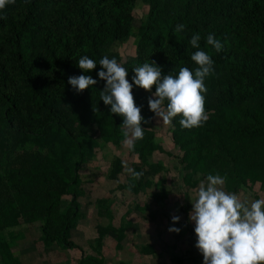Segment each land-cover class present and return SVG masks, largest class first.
<instances>
[{"label":"rangeland","instance_id":"rangeland-1","mask_svg":"<svg viewBox=\"0 0 264 264\" xmlns=\"http://www.w3.org/2000/svg\"><path fill=\"white\" fill-rule=\"evenodd\" d=\"M30 2L35 15L29 17L26 54L43 55L41 38L55 43L71 34L55 24L60 4L15 0L0 10V90L15 102L8 116L19 128L1 125L0 99V264H90L82 258L99 264H200L203 255L195 246V223L189 216L191 201L207 175L219 174L225 179L223 190L241 200L264 199V131L246 136L231 129L247 124L244 108L263 119V98L221 104L231 73L214 63V72L204 81L208 119L187 129L181 128L179 115L165 124L149 109L148 98H156L155 85L146 91L133 84L135 103L142 106L148 123L142 122L144 138L129 150L121 133L124 118L114 121L110 111L96 113L99 108L63 103L56 75L41 60L49 102L65 113L71 132H85V155L71 183L69 167L76 162V148L59 128L45 123L46 112L29 97L12 60L13 30ZM147 9L145 0L132 1L126 37L104 45V56L115 57L119 64L135 57ZM229 22L232 18L218 20L220 26ZM25 128L32 134H22ZM122 161L142 172L141 178L133 181ZM67 191L75 193L78 206L68 233L78 248L42 242L45 217L51 223L68 210ZM170 227L179 228V233Z\"/></svg>","mask_w":264,"mask_h":264},{"label":"trees","instance_id":"trees-1","mask_svg":"<svg viewBox=\"0 0 264 264\" xmlns=\"http://www.w3.org/2000/svg\"><path fill=\"white\" fill-rule=\"evenodd\" d=\"M44 4L56 3L61 9L56 13V26L70 30L55 43L46 38L39 39L43 55L25 53L27 27L31 25L29 17L35 13L32 4H27L23 20L13 30L11 54L14 68L26 84L28 95L37 106L47 114L46 122L55 126L67 136L76 148V162L69 167L70 182L77 177L79 164L85 155L84 135L80 131L69 130L65 113L55 109L48 100L47 82L42 79L40 63L45 62L48 70L56 76L59 85L60 99L73 107L99 108L96 113H109L111 106L100 99V92L105 81L99 79L101 70L99 61L104 57L103 46L110 42L122 41L130 29L129 8L133 0H40ZM148 9L142 29L138 35L135 57L120 63L128 72L127 79L132 81L135 75L133 68L144 63L155 61L163 74L177 75V68H195L191 55L197 51L189 40L192 35L201 36L200 47H205L219 67L231 73V79L224 86L221 104L261 96L264 100V0H145ZM232 18V22L219 25L218 20ZM184 24L182 32H175L176 25ZM231 28V29H230ZM213 34L223 44V49L216 52L206 44L208 34ZM84 55L93 59L95 69L85 72L78 67V59ZM193 70V72H194ZM96 73V75H93ZM90 75L98 78L97 84L89 86L82 92H76L68 83L71 76ZM4 77V75L2 74ZM154 88V86H153ZM2 108V126L13 128L9 113L15 102L0 90ZM247 124L235 125L231 129L239 135L252 136L264 131V101L262 104L263 119H259L247 109L242 110ZM121 117L114 114V121ZM174 123V120H172ZM15 128V127H14ZM19 129V128H15ZM22 134H32L28 128L20 130ZM42 133L43 128L39 130ZM70 194L68 210L59 218L41 225L42 242L55 243L62 248H78L69 239L68 233L73 219L77 215L75 193ZM90 264H99L95 259H83Z\"/></svg>","mask_w":264,"mask_h":264},{"label":"clouds","instance_id":"clouds-1","mask_svg":"<svg viewBox=\"0 0 264 264\" xmlns=\"http://www.w3.org/2000/svg\"><path fill=\"white\" fill-rule=\"evenodd\" d=\"M15 0H0V10ZM184 24L176 25L174 31L182 32ZM201 36H191L190 45L198 49L191 55L197 67L194 72L181 67L178 74H163L155 61L144 63L133 68L135 75L132 83L127 79V69L121 66L115 57L105 55L100 59L101 70L98 77L104 80L105 86L100 92V99L110 105V113L122 116L121 133L123 144L129 150L134 149L136 141L144 138L143 123H148L141 115V107L137 106L133 96V84L146 91L155 85L153 96L148 98L149 109L162 118L165 124H171L173 118L181 117V128L199 127L208 119L205 112L204 83L206 77L214 72L212 57L200 49ZM206 44L218 53L223 44L213 34H208ZM78 67L85 72L96 68L97 63L87 55L77 61ZM68 83L76 92H82L89 86L96 85L97 80L90 75L71 76ZM165 101L167 104L165 106ZM122 166L130 174L133 181L143 175L133 168ZM225 179L219 174H209L206 182L202 181L192 202L190 220L194 221L196 248L203 255V264H264V199H256L250 203L236 193L223 190ZM134 186L130 185V187ZM179 216L172 220L179 221ZM169 231L179 233L180 229L170 227Z\"/></svg>","mask_w":264,"mask_h":264},{"label":"crops","instance_id":"crops-1","mask_svg":"<svg viewBox=\"0 0 264 264\" xmlns=\"http://www.w3.org/2000/svg\"><path fill=\"white\" fill-rule=\"evenodd\" d=\"M200 264H203V259L200 260Z\"/></svg>","mask_w":264,"mask_h":264}]
</instances>
